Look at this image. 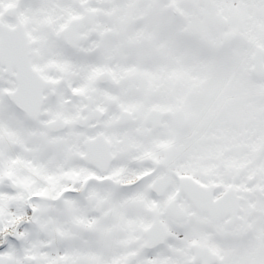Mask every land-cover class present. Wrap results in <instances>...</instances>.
I'll use <instances>...</instances> for the list:
<instances>
[{
  "label": "snow or ice",
  "instance_id": "6c2138e0",
  "mask_svg": "<svg viewBox=\"0 0 264 264\" xmlns=\"http://www.w3.org/2000/svg\"><path fill=\"white\" fill-rule=\"evenodd\" d=\"M0 264H264V0H0Z\"/></svg>",
  "mask_w": 264,
  "mask_h": 264
}]
</instances>
